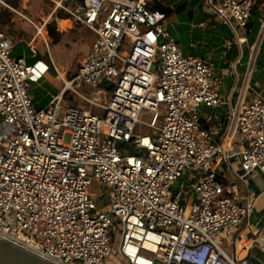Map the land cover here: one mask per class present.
Masks as SVG:
<instances>
[{
	"label": "built area",
	"instance_id": "built-area-1",
	"mask_svg": "<svg viewBox=\"0 0 264 264\" xmlns=\"http://www.w3.org/2000/svg\"><path fill=\"white\" fill-rule=\"evenodd\" d=\"M257 1L201 4L244 43ZM58 3L94 40L68 79L50 57L63 86L44 108L28 87L49 65L31 45L30 64L13 56L0 31V239L52 264H105L113 249L122 264H254L234 252L254 211L237 181L264 173V98L240 100L222 134L206 128L202 109L224 104L213 68L148 0ZM253 249L264 256V222Z\"/></svg>",
	"mask_w": 264,
	"mask_h": 264
},
{
	"label": "crops",
	"instance_id": "crops-1",
	"mask_svg": "<svg viewBox=\"0 0 264 264\" xmlns=\"http://www.w3.org/2000/svg\"><path fill=\"white\" fill-rule=\"evenodd\" d=\"M156 2L169 12L164 14L156 9ZM148 6L165 15L163 25L176 39L184 55L204 59L213 68L224 104L215 109H202L204 127H217L222 134L230 110L240 100L249 102L256 97L264 98V0L256 2L245 31L237 33V38L244 39V43H238L232 30L212 16L201 0H148ZM178 8L188 12L189 24L173 12ZM66 20L73 24L70 19ZM62 21L58 19L57 23ZM86 36L90 39L87 51L94 35L88 31ZM233 167L235 169L237 165ZM237 186L241 195L254 200V211L247 223L234 233V252L239 256L251 253L254 264H264V256L259 251L253 249L249 252L251 238L264 222V173L256 171L243 181L238 180Z\"/></svg>",
	"mask_w": 264,
	"mask_h": 264
},
{
	"label": "rangeland",
	"instance_id": "rangeland-1",
	"mask_svg": "<svg viewBox=\"0 0 264 264\" xmlns=\"http://www.w3.org/2000/svg\"><path fill=\"white\" fill-rule=\"evenodd\" d=\"M55 1L60 0H0V20L4 23L7 18L2 17L1 14L8 11L10 19L5 24H0V31H4L10 38L13 44L12 55L16 57H24L28 64L33 62L31 58L30 45L38 53L40 57L49 65V72L44 79L38 84H30L28 87L29 95L32 99L33 106L37 109L44 108L54 95L61 90L63 83L57 76L56 71L50 61L53 59L57 71L65 74L68 79L76 70L79 61L86 52V46L90 39L86 36L87 30L69 22V28L66 31L60 29L57 23V15L61 10H55ZM179 17L188 24L191 22L187 11L181 9H174ZM50 15L51 18H50ZM47 18H49L47 20ZM47 20V21H46ZM55 25L57 33H59L58 43L53 44L52 39L48 35V25ZM58 25V26H57ZM39 28H43L45 39L38 35ZM60 29V30H59ZM45 40L48 43V48L45 46ZM264 43V39L262 44ZM82 92V91H80ZM67 105L73 104L77 106H84L81 101L65 98ZM146 113H142L140 118L146 120ZM143 133L146 131L143 130ZM122 147H119L121 149ZM126 149H130L128 146ZM182 180H179L177 186L179 187ZM174 193L176 191H173ZM97 194H101L104 198L105 204L101 203L106 209L110 208L109 195L111 189L107 187L102 188ZM115 225L116 239L120 236V225L113 220ZM118 242H116L117 244ZM123 262L117 256L116 250L113 249L105 264H122Z\"/></svg>",
	"mask_w": 264,
	"mask_h": 264
},
{
	"label": "water",
	"instance_id": "water-1",
	"mask_svg": "<svg viewBox=\"0 0 264 264\" xmlns=\"http://www.w3.org/2000/svg\"><path fill=\"white\" fill-rule=\"evenodd\" d=\"M0 264H52L30 251L0 239Z\"/></svg>",
	"mask_w": 264,
	"mask_h": 264
},
{
	"label": "trees",
	"instance_id": "trees-1",
	"mask_svg": "<svg viewBox=\"0 0 264 264\" xmlns=\"http://www.w3.org/2000/svg\"><path fill=\"white\" fill-rule=\"evenodd\" d=\"M155 7L156 9L158 10H161L162 12H164V14H167L169 12V10L167 8H163L159 5V3H155ZM151 9V7H149ZM10 13L8 11H5L4 13L1 14V18L2 17H5L7 18V20L10 19ZM57 19H60V20H66V19H69V17L64 14L62 11L58 13L57 15ZM7 20L5 22H7ZM2 23V19L0 20V24H5ZM48 35L50 36V38L52 39V43L53 44H56L58 43V38H59V33H57L56 29H55V25H48Z\"/></svg>",
	"mask_w": 264,
	"mask_h": 264
},
{
	"label": "bare ground",
	"instance_id": "bare-ground-1",
	"mask_svg": "<svg viewBox=\"0 0 264 264\" xmlns=\"http://www.w3.org/2000/svg\"><path fill=\"white\" fill-rule=\"evenodd\" d=\"M55 2H56L57 4H59L58 1H55ZM48 19H49V18H47V20H48ZM47 20H46V21H47ZM58 24H59L60 29L63 30V31H66V30L69 28V20H64V21H62V22H59ZM57 26H58V25H57ZM60 29H59V30H60ZM38 35L40 36V38L42 37V39H45V35H44V31H43V29L39 28V33H38ZM59 74H60V77H61V78H64L65 74L60 73V71H59ZM220 157H221V155H218V156H217V158H216L215 161L213 162L212 166H214V165L216 164V162L219 160Z\"/></svg>",
	"mask_w": 264,
	"mask_h": 264
}]
</instances>
